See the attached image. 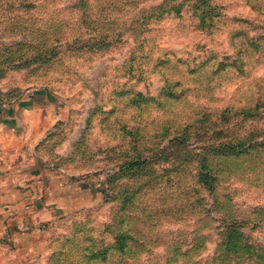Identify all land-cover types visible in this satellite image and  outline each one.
<instances>
[{
    "label": "rangeland",
    "instance_id": "rangeland-1",
    "mask_svg": "<svg viewBox=\"0 0 264 264\" xmlns=\"http://www.w3.org/2000/svg\"><path fill=\"white\" fill-rule=\"evenodd\" d=\"M28 1L0 0L2 98L21 97L35 86L57 94L66 105L62 111L65 120H58L48 136H62L63 140L57 137L53 144L62 143L67 136L76 139L73 154L55 156L53 162L85 172L80 177L101 189L93 194L76 189L72 177L69 197L75 204L70 200L64 214L60 210L53 217L42 207L36 208L40 220H36L34 233L23 238L25 246L33 245L32 252L19 253L14 241L6 240L1 264H264V163L250 172L240 165L242 160L229 165L216 160L221 172L219 202L239 217L230 210L225 214L251 220L242 234L218 228L219 219L198 222L196 213L181 209L195 198H185L183 191L199 188L197 153L205 151L203 146L211 136L229 134V126L215 112L251 104L264 95V54L247 55L251 44L264 34V0H212L222 7V15L210 28L199 26L189 6L194 0L187 2L182 17L165 14L163 19H149L147 11L163 0H88L99 11L92 18L99 27L97 38L112 34L111 19L116 28L126 22L127 28L137 30H128L119 44L106 50L30 64L24 60L28 52L34 53L37 30L46 31L40 39L51 31H70L76 0H34L37 6ZM112 1L116 3L114 12L103 9V4ZM143 21L151 23L144 25ZM246 34L256 39H239ZM20 39L22 43L17 45ZM167 79L180 80L179 90L184 88L189 97L176 101L160 96ZM140 91L158 100L137 107L130 100ZM198 111L209 120L213 115V121L201 119L190 130H183L193 132L194 136H188L193 144L176 143L174 137L160 141L155 136L162 132L169 115L190 119ZM261 124H233L229 135L251 131L258 137L264 131ZM125 127L139 128L142 144L159 142L166 150L161 149L159 155L150 152L154 159L149 166L136 165L128 177H117L104 192V183L125 161L118 157L120 150L111 147L126 141L127 136H137ZM141 185L146 188L143 200L135 198L123 209L120 196L128 187L141 189ZM205 202L207 209L212 208L214 198L206 195ZM259 206L261 210L254 214ZM212 214L222 217L221 212Z\"/></svg>",
    "mask_w": 264,
    "mask_h": 264
},
{
    "label": "trees",
    "instance_id": "trees-1",
    "mask_svg": "<svg viewBox=\"0 0 264 264\" xmlns=\"http://www.w3.org/2000/svg\"><path fill=\"white\" fill-rule=\"evenodd\" d=\"M188 1L190 0H163L162 3L156 6H150V9L147 10L151 13L149 19H163L165 14H172L178 17H182ZM28 2H31L30 5H36V2H34V0H30ZM84 3L86 7L84 6ZM113 5L116 6V3L112 1L109 4H103L102 6L104 7L103 9L107 11L112 9V11L114 12L115 9L112 8ZM189 6L190 9H192L193 14H195V16L197 17L199 26L202 28H210L215 26V20L220 18L222 15V7L212 0H194L192 4H189ZM72 8L76 10V15L73 17L74 25L71 28H68V30L70 31H51L48 32L47 37L44 35L40 39V37L45 34L46 31L42 32V30H37L39 32V38L33 45L34 53L29 54L30 52H28V56H26L24 60L26 63L30 64L33 61H48L50 59L53 60L54 58L56 59V61H58L61 60V58L65 54L74 55L82 53V51L97 52L106 50L109 47L119 44V42L123 38V35L126 34L128 30L132 31L131 26H128L127 28L126 22L124 27L116 28L114 26V20L111 19L108 25H110L109 29H112V34H110V36L106 37L105 39H99L97 38V31L99 27H97L92 20V18L96 16L99 11L96 10L93 2L91 1L89 4L88 0H76L72 4ZM82 8L85 10L84 15L82 13ZM146 16L147 13H144L143 17ZM241 21L243 22L247 20L241 19ZM143 22L144 25L145 23H151L148 21ZM84 26H86V29H83ZM135 30L137 29L133 28V31ZM144 31L145 29L140 30L141 33L139 34H144ZM58 32L59 35H57ZM239 34L242 35V33ZM244 37L245 38L239 37V39H241L242 41H251L253 39H256L255 37L249 36V34H246V36ZM257 40V43L251 44V49L254 50V53L251 54V49L247 52V55L250 58H253L255 55L264 54V34H262L261 37L257 38ZM21 43V39L17 41V45ZM142 44L143 43H141V45ZM239 51L241 52L242 50L239 49ZM21 57L22 55L19 56V58ZM164 63H167V60H164ZM180 85V80L167 79L165 82V86L160 92V96H164L167 99H173L176 101L186 99L187 97H189L190 93L184 91V88L179 90L178 87ZM157 100V96H146L143 92L140 91L135 92L130 101L132 104L140 107L145 103H150ZM215 114L219 115V119L229 126V129H227L229 130V134L231 130L230 126H232L233 124L241 123L242 125H244L249 121H256L262 123L261 125H264V95L260 94L255 102L251 104L246 103L239 108H224L220 111L215 112ZM201 115L203 114L199 113V111L190 119H186V117H181L177 114H175L174 116H178V118H174V116L169 115L166 118L167 121L165 122L162 132H158L155 136L157 138H160V141H165L166 139H172L174 137L176 143H188L189 145L193 144L192 142L189 143V141L191 140L189 137L194 136L192 134L193 132H182L183 130H190L191 126L197 124V122H200L201 119H204V123L213 121V115L210 114L212 120H209L210 118H208V115ZM172 117L174 121L170 120V118ZM179 118L181 119L179 120ZM124 129L126 132L130 131V133L137 136H127L126 138L128 139H126V141L111 147V149L120 150V154L118 155V157L125 158V161L123 162V164L119 165L120 170L117 172H113L104 183L105 187L102 188L104 192H107L108 189H110L111 183L117 177H128L131 171L134 170L136 165L149 166V164L152 163L154 159L153 156H150V152L157 151V155H159L162 149L161 144H158L159 142L156 145L142 144L141 138L143 137L138 136L139 128L129 130V128L125 127ZM250 132H245L244 134H235L234 136H230L229 134H225L224 136H211L209 142H205L203 146V148H205V151L197 153V155H199L197 167V184L199 188H194V190L191 189V191H183V194L187 196L185 198H188L191 195H195V198H193L191 204L185 203V205L182 206L181 209H189L191 210V212L196 213V215L199 217V219L197 217L198 222H204L206 218L211 219L215 222H217V220L219 219L221 223L219 226H217L218 228L221 227L223 229L234 230L237 234H242V231L251 221L250 218H237L239 216L234 214L231 209L225 208L226 204H224L222 201L219 202L217 188L218 183H220L221 180V172L217 168L216 162V160L219 158L220 162L223 163L221 165H226L224 164L225 161L229 165L230 161L242 160L240 165H245L250 168V172H253L256 167L262 166L264 163V131H262V134L259 133L258 137L253 136L254 134ZM199 141L202 142L204 140L200 138ZM197 148L202 147L198 146ZM165 150L166 148L162 149L163 152ZM157 184L158 182H156V185ZM145 189L146 188H143V185H141V189L140 187H128V189L123 192V196H120L119 198L120 200H122L123 209L128 208V206H130V203H132L135 198L143 200L144 195H146V193L144 192ZM206 195H211L214 198L212 208L207 209V205L205 204ZM107 198L109 199L110 196H107ZM259 207H256L254 209V214H257V212L261 210L262 206ZM210 210L212 212H210ZM228 210H230L231 213H233L237 217L227 216V214L225 213L228 212ZM214 211L215 213L221 212L222 217L216 218L215 216H211Z\"/></svg>",
    "mask_w": 264,
    "mask_h": 264
},
{
    "label": "crops",
    "instance_id": "crops-1",
    "mask_svg": "<svg viewBox=\"0 0 264 264\" xmlns=\"http://www.w3.org/2000/svg\"><path fill=\"white\" fill-rule=\"evenodd\" d=\"M1 91L0 264L6 240L14 241L19 253L32 252L33 245L28 247L23 242L28 237L26 234L34 233L36 220H40L36 208L42 207L46 215L53 217L60 210V214H64L70 200L75 204L69 197L72 177L76 178V189H86L92 194L101 189L80 177L85 172L72 171L53 162L55 156L70 157L76 139L67 136L60 143L62 136H48L58 120H65L62 111L66 105L57 94L46 87L35 86L21 97L4 99ZM57 137L61 139L57 140L60 144H53Z\"/></svg>",
    "mask_w": 264,
    "mask_h": 264
}]
</instances>
